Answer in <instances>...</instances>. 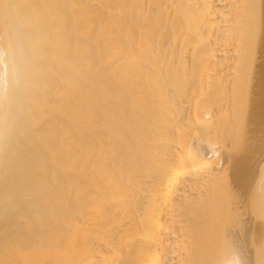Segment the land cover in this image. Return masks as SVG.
<instances>
[{"label":"bare ground","instance_id":"1","mask_svg":"<svg viewBox=\"0 0 264 264\" xmlns=\"http://www.w3.org/2000/svg\"><path fill=\"white\" fill-rule=\"evenodd\" d=\"M263 40L264 0H0V264H246L226 195Z\"/></svg>","mask_w":264,"mask_h":264},{"label":"rangeland","instance_id":"2","mask_svg":"<svg viewBox=\"0 0 264 264\" xmlns=\"http://www.w3.org/2000/svg\"><path fill=\"white\" fill-rule=\"evenodd\" d=\"M263 42H264V40H263ZM263 44L264 43H262V47H263ZM263 50H264V47H263V49L260 50V54L261 55H259V57H260L259 60H261L263 58V61L261 60L262 62L259 65H263L262 63H264V56H263L264 55V51ZM261 56H262V58H261ZM259 60L257 59L258 62H260ZM255 64H257V63H255ZM259 65H257V66H259ZM257 66L255 67L254 70L256 71V73H259V74L255 73V75H254L257 78L254 77V80H253V84L255 86L253 85V88L251 90L252 100H251V103H250V107H248V109H247V113H246L245 121H244V129H246V130L242 131L243 133H241V137L239 136L240 134L237 136V137H240V139L238 141H237V138H236L234 140V143L231 144V146L233 145V147H234L235 146L234 144L236 143V141H237V143L238 142L239 143L242 142L241 143L242 145H240V144L239 145L243 149L238 147L239 145H236V147L239 148L241 151L239 150L240 151L239 155L236 157L237 159H235L236 160V164H235V162L231 163V167H233V168H231V171L229 172L228 191H227V195H226V197H229L228 201H227V203L229 202L228 203L229 204V207H228V210H229V212H228V224H227L228 225L227 226L228 230L227 229L226 230H227V232L229 231L228 234L232 235L231 232L233 231V228L235 230V227L237 228V226L240 225L239 226L240 227V231L238 232V235L236 234V232H235L234 235H237L240 238V241H239L240 242V246H241L240 249L242 248L241 249L242 253H245L243 255L246 258V264H251V261L253 259V256H252L253 254L250 253V252H252L251 247H250L251 246L250 242H251L252 238L253 239L255 238V240H258V241L260 240V242L262 241V239H264V229H262V228H260V226H258V225H260V223H259L260 220L259 219L264 217V211H263L264 209H261V208H264V207H259L257 205V204H259V201H260V200L259 201L257 200V199H259L258 195L261 193L260 189L262 188V190H263V188H264L263 187L264 186L263 183L261 184L262 187L258 190L260 192L258 194H256V196H255V192L256 191L252 190L253 189L252 187L255 185L254 183L256 182V179L258 178L257 177L258 169L262 166V164H264V158H263L264 157V144H263L264 143V73H263L264 72V68H263V66L262 67L259 66L260 69L262 68V71L260 70V72H258V67ZM258 78H259V80H258ZM252 91H253V93H252ZM248 128H250V129H248ZM249 146H251V147H249ZM236 147H235V149H236ZM243 153H245V154H243ZM213 159H211V160H213ZM250 159H252V162H251ZM211 160H210V163H214L215 159L213 161H211ZM215 164H216V162L214 164H211V165H215ZM233 164L235 165V167H234ZM262 167L264 168V166H262ZM252 172H253V174H252ZM253 178H255V180H253ZM253 181H254V183H252ZM250 183L252 184V187H251ZM231 187H233V188H231ZM263 192H264V190H263ZM228 194H229V196H228ZM260 196H261L260 197L261 198L260 202H261V204H263L264 203V196H263V194H260ZM253 198L255 199V201H254ZM251 199L255 202L254 204H253V201ZM257 201H258V203H257ZM231 203H232V205H231ZM260 206H264V204L260 205ZM257 207H258L259 210L261 209L262 212H259ZM243 210H245V211H243ZM256 211H257V214H261V215H258V217H257ZM230 215L234 216V219H233V217H230ZM261 216H263V217H261ZM259 217H261V218H259ZM251 219H253V220H251ZM231 220L233 222H231ZM235 221L238 223V225L235 224L236 223ZM240 222H242V223L240 224ZM249 236H251V237L253 236V237L251 238ZM249 240H250V242H248ZM248 249H250V250L248 251ZM248 259H250V260H248ZM247 260H248V263H247Z\"/></svg>","mask_w":264,"mask_h":264}]
</instances>
